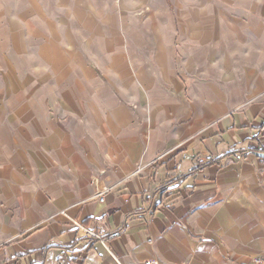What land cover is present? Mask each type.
Masks as SVG:
<instances>
[{"label":"crops","instance_id":"0c3cea01","mask_svg":"<svg viewBox=\"0 0 264 264\" xmlns=\"http://www.w3.org/2000/svg\"><path fill=\"white\" fill-rule=\"evenodd\" d=\"M90 1L0 0L3 79L38 58L0 93V264H264V0L113 38ZM78 51L116 76L39 70Z\"/></svg>","mask_w":264,"mask_h":264},{"label":"rangeland","instance_id":"374dc122","mask_svg":"<svg viewBox=\"0 0 264 264\" xmlns=\"http://www.w3.org/2000/svg\"><path fill=\"white\" fill-rule=\"evenodd\" d=\"M94 27L95 29L101 26L99 32L104 34H108L110 38L118 37L119 34H122L124 30L128 28H142L144 30L150 29L156 23L158 17L157 10L163 8V12L166 10H170L173 14L181 13L184 5L181 4L182 0H171L172 4L167 1V6L164 0H160L159 2L156 0H91ZM191 8L192 3L188 4ZM187 5V6H188ZM102 13V16L99 15ZM101 17L106 20L101 22ZM176 23H180V21H176ZM93 27V28H94ZM99 53H84V52H66L62 54V62L63 65L61 67H49L40 68L39 70L45 75L50 76H70L74 74L77 70L78 76H99V77H111L116 76V70L112 69L108 63H104V65L98 66V60H96L95 55ZM21 55L26 56V58L20 60ZM103 55L108 57L107 53H103ZM109 55H112V53ZM27 58L32 59L34 62H38V58L35 54H28L22 51H15L12 54V68L8 69V74L12 77V80H4L3 77L6 76V69L0 68V93H13L22 92V86H11V83H21L22 80L26 77V73L28 72V68L25 65V60ZM106 60V59H104ZM80 61L84 65L82 67H77L70 65L72 62ZM107 64V65H106ZM85 65L91 67L90 70L84 68ZM9 85L6 86L5 84ZM8 88V92L6 91ZM4 105L0 104V107L4 109L7 106L8 101L4 100L2 102ZM10 107V106H9Z\"/></svg>","mask_w":264,"mask_h":264},{"label":"built area","instance_id":"2783aa9c","mask_svg":"<svg viewBox=\"0 0 264 264\" xmlns=\"http://www.w3.org/2000/svg\"><path fill=\"white\" fill-rule=\"evenodd\" d=\"M100 200H102V198H100ZM75 224H76V222H74ZM77 225V224H76ZM79 228H81V227H79ZM82 230H84V232L87 234V235H89V236H92V237H94V238H100L98 235H96V234H94V233H92V232H90V231H88V230H86V229H83V228H81ZM144 264H157L156 262H154V261H145L144 262Z\"/></svg>","mask_w":264,"mask_h":264}]
</instances>
